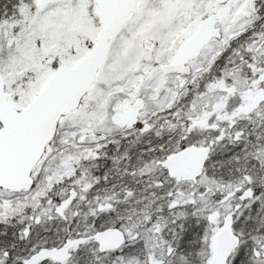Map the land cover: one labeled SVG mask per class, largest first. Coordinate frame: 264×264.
<instances>
[{"label": "snow or ice", "instance_id": "snow-or-ice-1", "mask_svg": "<svg viewBox=\"0 0 264 264\" xmlns=\"http://www.w3.org/2000/svg\"><path fill=\"white\" fill-rule=\"evenodd\" d=\"M0 264H264V0H0Z\"/></svg>", "mask_w": 264, "mask_h": 264}]
</instances>
